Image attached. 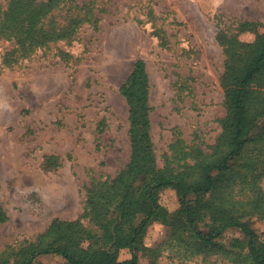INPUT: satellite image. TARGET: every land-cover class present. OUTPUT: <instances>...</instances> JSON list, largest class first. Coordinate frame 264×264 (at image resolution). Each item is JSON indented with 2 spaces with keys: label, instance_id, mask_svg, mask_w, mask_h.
Segmentation results:
<instances>
[{
  "label": "rangeland",
  "instance_id": "rangeland-1",
  "mask_svg": "<svg viewBox=\"0 0 264 264\" xmlns=\"http://www.w3.org/2000/svg\"><path fill=\"white\" fill-rule=\"evenodd\" d=\"M25 1L28 8L42 5L45 23H67L73 36L14 61L6 54L15 46L0 40V208L7 216L0 224V264H19L18 254L57 219L97 232L87 194L130 163L129 107L120 88L137 60L149 78L157 168L181 171L200 152L211 155L221 139L227 117L221 77L229 55L244 60L237 42L251 45L264 34V0ZM10 3L0 0L1 10ZM254 89L255 98L264 95V78ZM260 132L232 162V177L223 179L216 198L206 199L264 244V209L254 207H264ZM160 204L172 216L180 210L171 189ZM205 225L200 229L207 233L210 219ZM216 242L226 251L156 223L138 253L140 264H252L239 230L224 231ZM131 258L129 249L118 251V262ZM34 264L67 263L49 255Z\"/></svg>",
  "mask_w": 264,
  "mask_h": 264
},
{
  "label": "trees",
  "instance_id": "trees-1",
  "mask_svg": "<svg viewBox=\"0 0 264 264\" xmlns=\"http://www.w3.org/2000/svg\"><path fill=\"white\" fill-rule=\"evenodd\" d=\"M41 13L42 5L28 8L25 0H11L5 12L0 7V40L15 46L6 54L11 61L73 36L67 23H45ZM237 46L245 50V59L238 53L229 55L221 77L227 109L221 139L211 155L200 152L201 158H192L194 164L181 171L157 168L149 118V78L144 61L137 60L120 88L129 107L130 163L113 181L92 186L87 194V209L97 232L86 230L80 221L54 220L36 244L18 254L19 264H34L37 258L49 255L59 256L67 264H140L138 253L156 223L179 228L218 253L226 248L216 240L224 231L237 229L245 237L252 264H264V244L256 233L239 218L222 217L218 207L206 199L210 194L216 198L223 179L232 177V162L244 154L255 131H261L258 140L264 142V124L259 126L264 121V95L255 98L254 89L264 78V34L251 45L237 42ZM167 189L176 192L180 204L173 216L160 204V195ZM254 207L257 212L264 209L258 204ZM6 219L0 208V224ZM206 219L212 225L204 233L200 225L207 227ZM120 249H129L132 258L118 262Z\"/></svg>",
  "mask_w": 264,
  "mask_h": 264
}]
</instances>
